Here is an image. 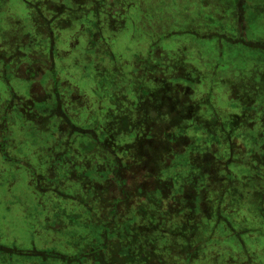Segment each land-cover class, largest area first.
<instances>
[{"label": "trees", "instance_id": "obj_1", "mask_svg": "<svg viewBox=\"0 0 264 264\" xmlns=\"http://www.w3.org/2000/svg\"><path fill=\"white\" fill-rule=\"evenodd\" d=\"M6 1L0 0V75L8 80L13 64L15 69L21 65V80L40 84L44 94L41 106L31 98L29 105L23 103L24 118L35 124L29 131L24 125L17 129L8 115L10 110L21 113L19 98L6 82L0 156L17 172L5 182L6 192L17 187L22 175L30 192L47 196L35 202L44 215L39 214L34 232L44 230L45 241L30 249L0 244V264H264V35L255 30L247 35L249 20L257 25L264 20V5L248 16L246 0H219L217 11L200 14L203 30L181 32L206 43L216 57L224 48L237 49L227 53L235 57L218 79L227 89L224 99L214 92L217 82L211 83L215 66L206 69L185 55L179 62L151 55L137 69L151 74L150 67L161 69L165 62L162 74H169L151 97L157 109L148 104L138 106L136 113L122 110L110 95L113 104L102 106H109L107 124L89 122L86 128L73 122L70 111L74 103L90 102V96L78 87L63 96L54 75L45 82L30 57L21 59L6 46L17 25ZM18 1L29 24L34 21L41 28H36L42 33L37 54L54 73L55 60L65 53L58 47L59 19L81 12L74 14L79 31L66 24L78 31L70 38L72 48L81 33L93 48L104 41L101 14L111 16L126 0H76V8L71 0ZM92 56L98 60L97 54ZM108 77L98 74V98ZM143 83L137 88L149 95ZM169 90L175 97L166 95ZM167 97L172 103H165ZM219 99L222 107L217 106ZM157 114L166 123L154 129ZM56 119L66 125L63 141L72 134L81 137L75 159L68 141L55 142ZM44 121L48 129L38 127ZM26 141L30 145L24 149L20 143Z\"/></svg>", "mask_w": 264, "mask_h": 264}, {"label": "rangeland", "instance_id": "obj_2", "mask_svg": "<svg viewBox=\"0 0 264 264\" xmlns=\"http://www.w3.org/2000/svg\"><path fill=\"white\" fill-rule=\"evenodd\" d=\"M71 1L73 7L76 8L74 5L76 0ZM246 1L248 3V16L255 14V10H258L259 6L264 5V0ZM19 2L18 0L6 1V5H9L10 9L13 11V17H17V21H15L17 25L12 31L15 35L9 37L6 46L13 54L20 56L21 59L24 58V55L30 57L32 62L34 61L35 65L45 74V82L50 81L51 76L54 75L63 96L68 94L73 87H78L90 96V102L89 99H86L83 105L74 103L71 107L70 116L77 126H84L87 128L89 127V122L91 124L95 122H97V124H107L104 120V114L110 104H113L110 95L116 98L113 105L117 104L122 110L128 109L136 113L138 112V106L144 107V105L148 104H152L151 107L153 108L154 106V108L157 109L155 103L156 98L153 97V103L151 97L154 96L153 93L155 92L158 94L159 87H161L163 81H166V77H168L169 74H162L166 73L167 68V63L164 61V66L161 67V69L157 70V68L154 69V67H150L149 71L151 74H147L146 72L144 75L143 71L138 70L143 68L144 64L150 60L151 55V59L158 57L159 60L160 57L162 59L168 56L166 59H170V62L182 61L185 55L189 60H194L197 65L203 66L206 69H209L207 67L213 68L215 66L216 73L212 74V78L215 77V81L213 80L211 83L217 82L216 84L218 86L214 89V92L217 93L219 97H222L221 99H224L226 95L227 89L223 87V83L219 82L218 79L225 76V70L229 69V65L225 67V63L231 62L232 58L235 57L234 55L232 58H228L227 53L230 51L234 53L236 52L234 50L237 49L224 48L223 54L216 57L211 47H205L206 43L194 39V37L187 32L181 33L187 28L198 31L203 30L202 25L204 24L200 21V14L204 16L207 12L217 11L220 3L219 0L122 1L123 3H121L111 15L113 18L110 15L101 14L102 17H100L104 22L100 27V31L104 35V41H98L93 48L88 45L86 41L87 38L81 35L82 33L78 34L81 36V38H79V44L75 48H72V41L70 38H72V34L74 35L79 31V27H76L77 22L75 18L78 14H82L78 11H76V13L70 11L66 16L63 15L57 24L60 35L58 47L65 50V53H62L63 56L55 60L54 73L50 69L49 61L37 54V52L41 51L37 44H39V38L42 37V33L37 29L41 28L37 26V23L34 21L29 24L28 12L19 7ZM205 2H209V4L206 5ZM14 11L16 13H14ZM261 13L264 15V9L261 10ZM14 14H16V16ZM74 14L77 15L75 16ZM26 23L28 26H26ZM248 23L250 29L247 30V35L251 36L250 31L254 30L264 35V20L258 25L255 23L253 24L250 20ZM66 24H72L78 31L73 30L74 28ZM165 34L169 36L163 37ZM198 52H200L199 59L196 57ZM92 54H97L98 60L91 59L93 57ZM249 64H251L250 61ZM15 66L16 64H13V73L8 75L10 76L8 80H4L0 75V116L4 110L3 103L5 99L9 98V91L6 87L7 82L13 86L18 94L19 100L16 106L21 112L17 114L16 112L12 113L10 110L8 121H11L13 117L14 125L17 124V129L18 125H24L26 126V130L29 131L27 127L30 128L31 125H34L36 120H32L31 122L30 118H24L23 110H27V108L23 106L25 103L29 105L32 101L37 102L36 106H41L42 104H39V101H42L44 94L41 91L40 84L32 85L22 81L20 76L22 71L20 68L21 65L17 66L19 69H15ZM100 72L109 75V77L108 82L102 86L104 89L101 87L103 93L100 94L102 97L98 98L99 92H95L94 89H99V91H101L98 83V74ZM142 82H144L143 90L148 91L150 93L149 95L143 96L141 89L137 88L138 83ZM166 95L172 98L175 97V92L169 90ZM168 97L165 103H172ZM30 98L33 100L31 101ZM219 103L222 104L220 99L218 100L217 106L222 107ZM103 105L109 106L102 107ZM118 107H115V109ZM163 108L161 110H163ZM26 114H28V112ZM29 115L34 116L32 114ZM154 122H157L153 126L154 129H157L158 125L166 123V121L161 119L159 114L155 116ZM49 126V122L47 121L38 125L40 129H48ZM52 126L55 128V132L53 133L55 142L63 141L68 135L65 129L66 125L56 119L55 125ZM171 126L172 125H170V128ZM43 134V136H45L47 133ZM41 137L40 135L38 139ZM80 141L81 137L79 135L72 134L68 136L67 140L61 143L67 142V146L70 148V151L73 152L70 154L73 159H75L78 154L77 150L80 148ZM20 145L25 149V147L30 144L26 141L24 144L23 142L20 143ZM30 160L34 161V158H30ZM13 168L14 166L11 167L8 165L0 156V244L5 247L13 246L18 249L38 248L39 243H41L43 239L45 241V231L42 230L43 233L39 230L37 234L34 232V229H39V218L44 214H42V209H38V204L35 202H43L47 194H39V191H34L35 194L30 192L25 183L26 177L22 175H17V187L14 185V188L11 189L10 192H6L7 184L5 182L15 177V173H17L12 170ZM49 171L46 172L47 175L50 174ZM50 193L53 195V192ZM45 206L47 207V205ZM40 213L42 215H39ZM12 259H15L14 255H12L11 260ZM258 259L260 258H256L255 262L259 261ZM14 261V264H21L20 260Z\"/></svg>", "mask_w": 264, "mask_h": 264}]
</instances>
